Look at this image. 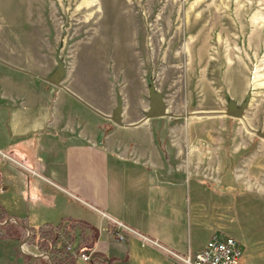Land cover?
<instances>
[{
	"label": "rangeland",
	"instance_id": "obj_1",
	"mask_svg": "<svg viewBox=\"0 0 264 264\" xmlns=\"http://www.w3.org/2000/svg\"><path fill=\"white\" fill-rule=\"evenodd\" d=\"M0 31L12 58L19 48L28 54V70L52 74L58 51L60 83L104 114L120 96L126 119H143L153 83L172 114L149 120L155 137L191 169L193 240L232 236L241 263L264 264V194L256 193H264V0H0ZM246 98L242 117L226 115L229 102ZM48 229L28 227L18 248L0 240V264L48 254L38 250ZM148 257L141 261L165 263Z\"/></svg>",
	"mask_w": 264,
	"mask_h": 264
},
{
	"label": "crops",
	"instance_id": "obj_2",
	"mask_svg": "<svg viewBox=\"0 0 264 264\" xmlns=\"http://www.w3.org/2000/svg\"><path fill=\"white\" fill-rule=\"evenodd\" d=\"M10 50L8 34L0 31V206L3 222L17 226L20 236L2 239L4 225L0 240L18 248L24 225H48L45 236L58 233L73 251L88 250L104 264H145L144 254L177 264L170 252L201 250L214 232L201 240L197 232L193 240L187 156L160 148L165 139L155 137L152 119L122 113V125L105 122L97 111L104 112L72 88L26 69V52L19 48L12 58ZM143 126L141 138L123 135ZM70 221L85 223L86 242L79 243ZM115 222L126 227L121 240Z\"/></svg>",
	"mask_w": 264,
	"mask_h": 264
},
{
	"label": "built area",
	"instance_id": "obj_3",
	"mask_svg": "<svg viewBox=\"0 0 264 264\" xmlns=\"http://www.w3.org/2000/svg\"><path fill=\"white\" fill-rule=\"evenodd\" d=\"M2 190L3 185L0 184V192ZM114 225L115 227L113 230L117 238L120 240L123 239L121 231L126 227L118 222H115ZM56 237L59 238L58 233ZM142 238L143 241L148 240L146 237ZM65 244L66 250L73 253L79 261L86 264L90 262L91 253L88 252V250L79 249L78 251H73L70 246V241L65 242ZM170 253L183 264H242L240 262V243L234 237L223 234H213L204 247L193 255L188 252L183 254Z\"/></svg>",
	"mask_w": 264,
	"mask_h": 264
},
{
	"label": "water",
	"instance_id": "obj_4",
	"mask_svg": "<svg viewBox=\"0 0 264 264\" xmlns=\"http://www.w3.org/2000/svg\"><path fill=\"white\" fill-rule=\"evenodd\" d=\"M55 60H56V69L49 77L50 83L53 85H60L62 76L65 71L64 62L60 59L58 51L55 54ZM148 97H149V107L145 113V116L142 120L147 119H153V118H159V117H165V116H172L171 113L167 111L166 104L164 101V97L162 93L156 91L155 86L153 83L150 84L148 88ZM248 105V98H246L243 103L237 107L235 103L229 102L228 109L226 110V115L229 117H236L240 118L243 116L244 111ZM94 109V108H93ZM97 111V110H95ZM99 114L104 116L105 118H108L111 122H113L116 125H122V112H123V100L122 97L117 98V103L111 114H103L99 111H97ZM10 221H4L0 222V230L1 228L8 224ZM18 224H20L17 221ZM26 230H28V227L26 225L23 226ZM26 241V238L20 241V243H24ZM24 253V252H23ZM26 254V253H25ZM29 256L38 258V257H46L48 259L49 264H53L52 259L49 254H28Z\"/></svg>",
	"mask_w": 264,
	"mask_h": 264
},
{
	"label": "trees",
	"instance_id": "obj_5",
	"mask_svg": "<svg viewBox=\"0 0 264 264\" xmlns=\"http://www.w3.org/2000/svg\"><path fill=\"white\" fill-rule=\"evenodd\" d=\"M5 216L6 215L3 213L2 207L0 206V222L3 221ZM70 222H72L73 226H76V229L75 228L72 229L76 231V238L79 240V243H82L83 241L86 242V238L88 236H86L85 234V223H83L82 221H76V222L70 221ZM4 227H3L4 234L1 237L2 239L20 238L17 226L8 224L5 225ZM38 243H39L38 250L40 252L44 251L48 253L52 259L53 264H78L76 256L73 253L66 250V244L60 241L58 237L48 234L46 235V238L43 241H39ZM22 257L24 259V264H29V263L49 264L46 258H41V257L35 258L28 255H22ZM89 264H104V262L100 261L99 258L93 256Z\"/></svg>",
	"mask_w": 264,
	"mask_h": 264
},
{
	"label": "flooded vegetation",
	"instance_id": "obj_6",
	"mask_svg": "<svg viewBox=\"0 0 264 264\" xmlns=\"http://www.w3.org/2000/svg\"><path fill=\"white\" fill-rule=\"evenodd\" d=\"M3 222V221H2Z\"/></svg>",
	"mask_w": 264,
	"mask_h": 264
}]
</instances>
